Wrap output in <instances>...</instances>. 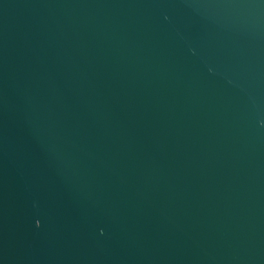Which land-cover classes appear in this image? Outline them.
I'll return each instance as SVG.
<instances>
[{"label": "water", "instance_id": "obj_1", "mask_svg": "<svg viewBox=\"0 0 264 264\" xmlns=\"http://www.w3.org/2000/svg\"><path fill=\"white\" fill-rule=\"evenodd\" d=\"M0 264H264V0H0Z\"/></svg>", "mask_w": 264, "mask_h": 264}]
</instances>
